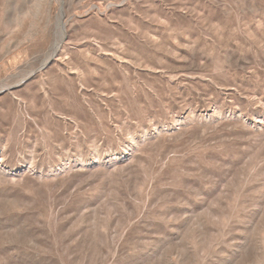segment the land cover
<instances>
[{
    "label": "rangeland",
    "instance_id": "1",
    "mask_svg": "<svg viewBox=\"0 0 264 264\" xmlns=\"http://www.w3.org/2000/svg\"><path fill=\"white\" fill-rule=\"evenodd\" d=\"M0 264H264V0H0Z\"/></svg>",
    "mask_w": 264,
    "mask_h": 264
},
{
    "label": "bare ground",
    "instance_id": "2",
    "mask_svg": "<svg viewBox=\"0 0 264 264\" xmlns=\"http://www.w3.org/2000/svg\"><path fill=\"white\" fill-rule=\"evenodd\" d=\"M144 139V138H143ZM136 140V139H135ZM146 140V139H145ZM143 141V140H142ZM133 143V142H132ZM128 147V146H127ZM128 150H129V147H128ZM132 150V149H131ZM134 150V149H133ZM126 151V150H125ZM132 152V151H131ZM127 153H129V152H127ZM129 156V155H128ZM127 157L125 156V159H126ZM124 160V159H123ZM123 160H122V162H123ZM113 163V162H112ZM115 163V162H114ZM1 168H3V167H1ZM5 170V169H4Z\"/></svg>",
    "mask_w": 264,
    "mask_h": 264
}]
</instances>
